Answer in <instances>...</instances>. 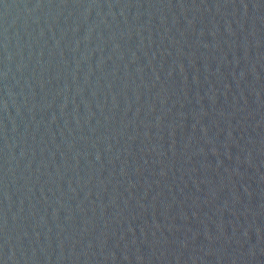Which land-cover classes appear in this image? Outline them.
Here are the masks:
<instances>
[{"label":"water","instance_id":"obj_1","mask_svg":"<svg viewBox=\"0 0 264 264\" xmlns=\"http://www.w3.org/2000/svg\"><path fill=\"white\" fill-rule=\"evenodd\" d=\"M0 264H264V0H0Z\"/></svg>","mask_w":264,"mask_h":264}]
</instances>
